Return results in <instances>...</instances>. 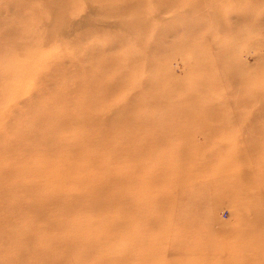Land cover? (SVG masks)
<instances>
[{
	"label": "rangeland",
	"instance_id": "obj_1",
	"mask_svg": "<svg viewBox=\"0 0 264 264\" xmlns=\"http://www.w3.org/2000/svg\"><path fill=\"white\" fill-rule=\"evenodd\" d=\"M63 2L64 9L50 11L46 0H0V81L5 95L0 102V264H70L69 256L77 264H97L98 259L116 264L112 251L118 247L123 264H264V240L256 248L246 247L251 233L264 235V0ZM137 18L139 25H128ZM11 24L17 28L18 45L5 40L4 29ZM52 30L55 34L45 44L44 36ZM133 57L153 62L154 69L142 75ZM37 69L40 73L21 77L24 70ZM89 71L100 77L97 95L106 104L98 118L118 120L116 131L123 128V120V138L101 139L98 132L77 130V108L52 102L55 90L83 83ZM119 77L129 86L147 79L150 83L143 90L137 84L125 89ZM28 83L33 97L15 99L19 85ZM36 113L54 117L40 120L23 139L19 130H30ZM79 122L81 127L83 120ZM50 131L46 143L37 140ZM73 144L84 154L80 156L86 159L77 161L85 162V168H65L58 162ZM103 154H122L124 159L111 186L114 200L100 209L98 198L104 195H94L89 182L104 176ZM4 170H10L11 178ZM77 172L87 179L76 181L71 176ZM170 184L190 204L174 229L163 215L155 221L158 194ZM82 196H98L96 206ZM122 214L127 229L122 222L119 231L114 223ZM94 236L100 240L94 242ZM104 241L108 244L101 246Z\"/></svg>",
	"mask_w": 264,
	"mask_h": 264
},
{
	"label": "bare ground",
	"instance_id": "obj_2",
	"mask_svg": "<svg viewBox=\"0 0 264 264\" xmlns=\"http://www.w3.org/2000/svg\"><path fill=\"white\" fill-rule=\"evenodd\" d=\"M10 1H8V3H9ZM31 4H32V2H31ZM36 5V4H35ZM46 6H47V8L50 10V11H52L53 9H54V7H55V9H56V7L58 8V9H64V2H63V0H46V4H45ZM31 6V5H30ZM11 8V7H10ZM29 8V7H28ZM37 8H39V7H37ZM54 9V10H55ZM27 10H29V9H27ZM53 10V11H54ZM39 11H41V10H39ZM38 16V15H37ZM255 20V19H254ZM139 22H142L141 21V18H137V19H135L134 21H131L128 25L129 26H132V27H136L137 25H139ZM58 23V22H57ZM59 25H62L61 23L59 24ZM53 31L54 30H52V31H50L51 33H48L46 36H44L45 37V39L46 40H44V43L45 44H47L51 39H52V36L55 34V33H53ZM18 32H17V28H15V26H13L12 24L9 26V27H7V28H5L4 29V34H5V36H6V42H14V44H16V45H18V44H20V43H17L16 41H15V39L14 38H16L15 37V35L17 34ZM30 35V34H29ZM26 39H27V37H26ZM77 41V40H76ZM6 42H5V44H6ZM75 45V44H74ZM24 47V46H23ZM22 47V48H23ZM58 48V47H57ZM24 49V48H23ZM26 49V48H25ZM46 49V48H45ZM51 49V48H50ZM59 49V48H58ZM77 49H79V48H77ZM70 50V49H69ZM73 50H75V49H73ZM20 51V50H19ZM19 51H17L18 53H19ZM52 51H55V50H52ZM60 51V50H59ZM69 52H71V51H69ZM74 52V51H73ZM34 53H37V52H33V54ZM38 54V53H37ZM37 54L35 55L36 57H37ZM46 54V53H45ZM77 54V53H76ZM84 54V53H83ZM84 55H86V54H84ZM38 56H40L39 54H38ZM42 56V55H41ZM55 56V55H54ZM67 56V55H66ZM77 56H79V55H77ZM50 57V56H49ZM61 58V57H60ZM34 59H35V57H34ZM50 59V58H49ZM77 59V58H76ZM80 60V59H79ZM78 60V61H79ZM87 61H89V59H85V63L88 65V67H90L91 65H89V63H87ZM133 61H134V66H136V67H138V69H139V71H140V73H142V75H145V73H149V72H151L153 69H154V63L153 62H149L148 64H147V62L146 61H144L143 59H141L140 57H138V58H135V57H133ZM22 62V61H21ZM32 62V61H31ZM55 63V62H54ZM58 63H59V61H58ZM61 63V62H60ZM150 63H153V64H150ZM57 64V63H56ZM150 64V65H149ZM15 67V66H14ZM13 67V68H14ZM44 67H46V66H44ZM67 67V66H66ZM86 67V66H85ZM123 67H126V65L125 66H123ZM10 68V67H9ZM40 68V67H39ZM38 68V69H39ZM71 67H69L68 69H70ZM87 68V67H86ZM229 68V66L227 65L226 66V69H228ZM38 69L35 71H26V70H24L23 71V73H21V77H24L25 78V76H27V75H29V74H32L33 72H39L40 73V70L38 71ZM42 69H44V68H42ZM2 70V68L0 67V71ZM5 70V69H4ZM99 71V70H98ZM3 72V71H2ZM57 72V71H56ZM68 72V71H67ZM4 74H5V72H3ZM23 74V75H22ZM70 74V73H69ZM33 76V75H32ZM35 76V75H34ZM93 76V77H92ZM28 78H30V77H28ZM89 78H92V79H90V81H89ZM34 78H30V80H33ZM60 79L62 80V78L60 77ZM83 79H85V81L83 82V83H79V84H76L75 86H71L70 88H68V89H71V90H69L68 91V89L66 88V87H64L63 89L64 90H62V89H58V90H55L54 92V97H53V100H52V102H56V103H63L62 104V106H63V108L65 107H67V106H69V105H74L76 108H77V115H76V120H77V122H75V126H73L74 128H76L77 127V130H80V129H83V131H85V132H87V131H89V130H92V132H98L99 134H100V136H101V139H103V138H106V137H109V138H115V137H118V138H123L124 137V128H125V122L122 120V121H120V123H119V125H123V128L122 129H120L119 131H116L117 129H116V127H115V124L118 122V120H116V119H111V120H105V121H101L99 118H98V112H100V108H105V105L106 104H104V102H102L100 99H99V97H98V95H97V92H98V90L99 89H101V88H99V85H98V80L100 79V77L99 76H97L96 75V72L95 71H89V73H84V75H83ZM4 80H6V78H4ZM29 80V79H28ZM72 80V79H71ZM14 81H16V80H14ZM17 82H19V81H17ZM17 82H16V84H17ZM22 82V81H21ZM21 82H19V83H21ZM23 82H24V80H23ZM118 82H123V87L125 88V89H131V87H133V86H135L136 84H137V86L139 85L140 87H141V90H143L144 89V87H146V85L148 86L149 84L148 83H150V79H147L146 81H144V82H138V81H134L135 83H133L132 84V86H129V85H131V83L130 82H128L127 83V80H122V78H120L119 77V80H118ZM6 84H7V82H5ZM59 83H61V82H59ZM9 84V83H8ZM11 84V83H10ZM12 84H15V83H12ZM29 84V83H28ZM83 85V88L81 89V86ZM10 87H11V85H10ZM32 86L29 84V85H27V84H21V85H19V87H18V90H16L17 92V96H15V95H13V96H15V97H17V98H15V99H24V101L27 99V100H30L32 97H33V95L34 94H32L33 93V88H31ZM2 89V85H1V81H0V90ZM43 89V88H42ZM57 89V88H56ZM112 89V88H111ZM85 91L86 92V95H83L82 94V91ZM1 92H2V94L0 95V102H3L4 100H5V95H4V91H3V89L1 90ZM11 92V91H10ZM70 92H71V94H70ZM12 94H13V92H12ZM12 96V95H11ZM72 96H76V98L74 99V98H70V97H72ZM82 97H85L84 98V100H83V103H82ZM121 97V96H120ZM119 97V98H120ZM14 99V100H15ZM109 99V98H108ZM122 99H123V97H122ZM121 99V100H122ZM151 100H153L154 101V99H151ZM10 102V101H9ZM129 102H130V100H128V101H126V102H124V104H123V109H125L128 105H129ZM12 104H13V102H12ZM68 104V105H67ZM8 105V104H7ZM5 106V105H4ZM3 106V107H4ZM122 109V110H123ZM122 112V111H121ZM2 115H3V112L1 113ZM56 116H59V115H57L56 114ZM54 116L52 115V114H43V113H36V115H35V117H34V119H32V122L30 123V125H31V127L29 128L30 130H28V129H20L19 130V135L21 136V134H22V138H23V135L25 134V132L26 131H33L34 130V128H35V126L36 125H39L38 123H40V120H48V119H51V118H53ZM63 119V118H62ZM81 119L83 120V125L80 127V122L79 121H81ZM6 120H9V118H8V116L6 117ZM62 121V120H61ZM60 122V121H59ZM58 122V123H59ZM64 126V125H63ZM120 127V126H119ZM7 128V127H6ZM23 132V133H22ZM80 133H81V131H80ZM117 133H119V135H117ZM7 134V133H6ZM77 135H79V133H76ZM76 134L74 135V136H76ZM83 134H85V133H83ZM93 134V133H92ZM121 134H124V135H122V136H120ZM50 135H51V131L50 132H48V133H46V134H44L43 136H41V137H35V138H37V140L40 142V143H46L47 141H48V139H49V137H50ZM82 136V135H81ZM84 136V135H83ZM82 136V137H83ZM88 136V135H87ZM87 136H84V137H87ZM93 136H95L94 134H93ZM79 138H80V136H79ZM88 138V137H87ZM24 139V138H23ZM83 139V138H82ZM81 139V140H82ZM33 140V139H32ZM124 140V139H123ZM89 141V140H88ZM8 142V141H7ZM91 142V141H90ZM3 143H5V142H3ZM39 143V144H40ZM61 144H62V142H61ZM77 144V143H76ZM103 144H105V143H103ZM63 145V144H62ZM92 145V144H91ZM94 145V144H93ZM10 146H11V144H10ZM101 146V145H100ZM124 146V144H121V147H123ZM9 147V146H8ZM87 147H90V145H88ZM124 147H126V146H124ZM123 147V148H124ZM61 149V148H60ZM80 148H79V146H76L75 144H73V147L70 149V150H72V151H70V153H69V155H65V152H63V155L60 157V158H62V159H59L58 160V162L61 164V167H65L66 168V166L67 167H70V168H75V169H77L78 170V167H82V168H85V162H81V161H77L78 160V158L81 160V159H83L84 157H82V156H84V154H81L80 152V150H79ZM30 150H33V148H31ZM14 152V151H13ZM84 153V152H83ZM19 154V153H18ZM86 154V153H85ZM80 155H82V156H80ZM90 156L91 154H87V155H85V156ZM94 155V154H93ZM49 156V158H50V155H48ZM68 156V157H67ZM19 157V156H18ZM66 157H67V159H66ZM120 159H119V158ZM90 158V157H89ZM102 158H103V161H102V167L104 166V168H101V172H103L104 173V176H101L100 177V180L98 181V180H90V191H93L92 193H94V195H95V192L97 191L98 192V194H103L104 195V197H102V199L100 200L99 198H98V196H95V197H92V198H85V197H81V200H83V199H87V201H89L91 204H93L94 206H96V203H97V198H98V200L100 201V203L99 204H101V205H99V207H101L100 209H103V208H107L106 206V204H108V203H110V201L113 199V191L111 190V186H113V183H115V180L117 179L116 177L118 176V173H119V171H118V169H116L117 167L118 168H120L121 166H120V164L119 165H117L119 162H120V160H122V159H124V155H122V154H116V155H111V154H103V156H102ZM117 158V159H116ZM84 159H86V158H84ZM28 162H31V161H28ZM48 162V161H47ZM12 164V163H11ZM45 164V165H44ZM111 164V165H110ZM43 165L44 166H46V161H43ZM87 165V164H86ZM12 166V165H11ZM1 167V166H0ZM9 168V167H8ZM43 169H39V171H42ZM62 170V169H61ZM38 171V172H39ZM44 171V170H43ZM60 171V170H59ZM121 172H122V170H120ZM158 171V170H157ZM4 173H6V170H4L3 171ZM1 173V172H0ZM7 173H10V175H11V172H10V170L9 171H7ZM6 173V174H7ZM248 173V172H247ZM38 174H41V173H38ZM43 174L44 175H46L44 178L46 179V177H47V174H46V172H43ZM42 174V175H43ZM60 174V173H59ZM176 174H177V170H176V172L174 173V175H171L172 177L171 178H174L175 176H176ZM42 175H40V176H42ZM57 175V174H56ZM120 175V174H119ZM12 176H13V174H12ZM60 176V175H59ZM157 176V177H156ZM246 176H247V174H246ZM245 176V177H246ZM13 177H16V176H13ZM27 177V176H26ZM39 177V175L37 176V178ZM71 177H74L75 179H77L76 181H84L85 179H87V177L85 178L83 175H82V173L81 174H79L78 172H77V174L76 173H74ZM119 177H121V176H119ZM155 177L156 178H158V174L157 175H155ZM244 177V178H245ZM8 178H11V177H9V174H7V179ZM43 178V177H42ZM42 178H38V179H42ZM43 178V179H44ZM48 178V177H47ZM55 178H57L56 176L53 178V180H56ZM60 178H64V177H62V176H60ZM161 177H159V179H160ZM243 178V180L245 181V179ZM101 179H103V180H101ZM158 179V180H159ZM17 181H20V179H18ZM56 181H58V180H56ZM114 181V182H113ZM23 182H25V181H23ZM39 182H42V181H39ZM48 182V181H47ZM46 182V183H47ZM19 182H17V184H18ZM26 183V182H25ZM39 184V183H38ZM116 184H117V182H116ZM244 184V183H243ZM258 184V183H257ZM19 185V184H18ZM27 185V184H26ZM30 185V184H29ZM32 186H33V184H31ZM60 185H62L61 184V182H60ZM20 186V185H19ZM40 186V185H39ZM39 186H38V188H39ZM63 186V185H62ZM67 186V185H66ZM20 187H22V186H20ZM24 187H28V185L27 186H24ZM2 188V187H1ZM11 188H14V187H11ZM158 187H156V189H157ZM5 189V188H4ZM59 189H65V187L64 188H60L59 187ZM12 190V189H11ZM23 189H21L20 191H22ZM66 190V189H65ZM31 191V190H30ZM39 191V190H38ZM50 191H52V190H50ZM73 191H75V190H73ZM90 191L89 192H84L85 194L86 193H89L90 194ZM160 191V190H159ZM176 186L174 185V184H170V185H168L167 187H166V189L163 191V192H161V194H158L159 196H158V198H157V200H156V202H155V206H158L156 209H158L159 208V211L161 212H159V214H157L158 216L157 217H155V221H160V215H163L164 217H163V219H164V222H166V220H168V221H170V222H172V226H171V228L172 229H174V227H176L175 225H176V223H180L179 221V219H181L183 216H184V213H186L187 212V209L189 208V203H185V202H182V200L179 198V196H178V192L176 193ZM3 192V191H2ZM8 192H9V190H8ZM22 192H25V191H22ZM40 192V191H39ZM69 192V191H68ZM71 192H72V190H71ZM26 193V192H25ZM76 193V192H75ZM5 194V193H4ZM6 194H8V193H6ZM37 194V193H36ZM73 194H74V192H73ZM77 194V193H76ZM88 194V195H89ZM10 195V194H9ZM8 195V196H9ZM26 195H29V192L26 194ZM31 195L32 196H34L33 198H35V197H37V196H35V194L33 195L32 193H31ZM77 195H79V194H77ZM88 195H85L86 197L88 196ZM121 195V194H120ZM5 196V195H4ZM7 196V197H8ZM20 196H23V195H20ZM20 196H18V197H20ZM59 196H61V195H59ZM58 196V197H59ZM76 196V195H75ZM75 196H73L72 197V199L73 198H75ZM90 196V195H89ZM254 196H256L255 194H254ZM1 197V196H0ZM14 197V196H13ZM12 197V198H13ZM41 197V196H40ZM57 197V198H58ZM62 198H64L63 196H61ZM80 196H78V198H79ZM2 198H4V197H2ZM10 198V197H9ZM38 198V197H37ZM36 198V199H37ZM61 198V199H62ZM258 199H259V197H257ZM1 199V198H0ZM8 199V198H7ZM15 199L17 200L18 198L17 197H15ZM14 198H13V200H15ZM80 199V198H79ZM20 200V199H19ZM42 200H43V197H42ZM56 201H57V199H55ZM63 200V199H62ZM78 200V199H77ZM114 200V199H113ZM257 200V199H256ZM37 201V200H36ZM36 201H35V203H36ZM44 201V200H43ZM55 201V202H56ZM261 201V200H260ZM20 202H21V200H20ZM52 202H54V200L52 201ZM58 202H59V200H58ZM13 203H15V202H13ZM12 203V204H13ZM24 202H22V204H23ZM49 203V202H48ZM60 203V202H59ZM65 203V202H64ZM69 203V202H68ZM261 203H263V202H261ZM8 204H9V202H8ZM17 204V203H16ZM44 204H47L46 202L44 203ZM57 204V203H56ZM55 204V205H56ZM255 204V203H254ZM2 205V204H1ZM21 205V204H20ZM32 205V204H31ZM60 205V204H59ZM58 205V206H59ZM72 205V204H71ZM117 205V204H116ZM6 206V205H5ZM15 206V205H14ZM27 206V205H26ZM25 206V207H26ZM42 206H43V203H42ZM65 206H66V204H65ZM254 206H256L257 207V205H254ZM253 205H252V207L253 208H255L256 209V207H254ZM263 206V205H262ZM16 207V206H15ZM32 207V206H31ZM37 207H38V205H37ZM41 207V206H40ZM45 207V206H44ZM62 207V206H61ZM251 207V206H250ZM8 208H10V207H8ZM20 208H22L21 206H20ZM29 208V207H28ZM56 208V207H55ZM63 208V207H62ZM72 208V207H71ZM16 209V208H15ZM19 209V208H18ZM33 209V208H32ZM37 209V208H36ZM66 209H67V207H66ZM99 209V210H100ZM259 209V208H258ZM257 209V210H258ZM4 210V209H3ZM37 210H39V208L37 209ZM46 210V209H45ZM48 210V209H47ZM46 210V211H47ZM50 210V209H49ZM260 210V209H259ZM7 211V210H6ZM16 211V210H15ZM22 211V210H21ZM32 210H30V212H31ZM33 211H36V210H34L33 209ZM45 211V212H46ZM51 211V210H50ZM7 212H10V211H7ZM37 212V211H36ZM40 212H42V210H40ZM44 212V211H43ZM51 212H53V210L51 211ZM60 212V211H59ZM58 212V213H59ZM66 213H68V212H66ZM34 214V216H35V214H37V213H33ZM46 214V213H45ZM258 214H260L259 212H258ZM38 215V214H37ZM47 215V214H46ZM70 215V214H69ZM19 216V215H18ZM38 216H40V215H38ZM37 216V217H38ZM45 216V215H44ZM50 215H48V217H49ZM214 216V215H213ZM6 217H8L7 215H6ZM23 217V216H22ZM21 217V218H22ZM12 218V217H11ZM11 218H9V219H11ZM19 218V217H18ZM36 218V217H35ZM108 218V217H107ZM124 218L125 219H127V217H124V214H122V215H120L119 216V218H118V221L117 222H115L114 223V225H116L117 227H119V231H121L120 230V226H121V224H122V222H123V220H124ZM213 218V217H212ZM44 219H45V217H44ZM43 219V220H44ZM49 219H51V218H49ZM59 219V218H58ZM57 219V220H58ZM25 220V219H24ZM45 220H47V217H46V219ZM54 220V219H53ZM104 220H105V218H104ZM26 221H27V219H26ZM162 221V220H161ZM15 222H18V221H15ZM125 222H126V220H125ZM9 223V222H8ZM11 223V222H10ZM62 223V222H61ZM124 223V222H123ZM13 223H11V225H12ZM19 224V223H18ZM56 224V223H55ZM55 224H53V225H55ZM14 225V224H13ZM17 227H18V225H16ZM58 226V225H57ZM75 226V225H74ZM124 227H125V223H124V225H123ZM127 226V225H126ZM14 227H15V225H14ZM70 227V226H69ZM72 227V226H71ZM105 227V226H104ZM108 227V229L110 228L109 226H107ZM111 227H112V225H111ZM124 227H122V230L124 229ZM31 228V227H30ZM63 228V227H62ZM126 229H127V227H125ZM54 229H55V227H54ZM60 229V228H59ZM66 229V228H65ZM65 229H63V230H65ZM68 229H70V228H68ZM85 228H83V230H84ZM93 229V228H92ZM95 229V228H94ZM102 229H103V227H102ZM19 230H20V228H19ZM23 230V229H22ZM21 230V231H22ZM25 231H26V229H24ZM32 230V229H31ZM31 230H30V232H31ZM82 230V231H83ZM13 231H15L16 232V230H13ZM47 231V230H46ZM106 232H107V230H105ZM127 231V230H126ZM27 232V231H26ZM26 232H24V233H26ZM48 232V231H47ZM46 232V233H47ZM100 232H103V230L102 231H100ZM115 232H117V231H115ZM125 232V231H124ZM124 232H121V233H124ZM240 232V231H239ZM33 233V232H32ZM37 233V232H36ZM82 233V232H81ZM87 233V232H86ZM86 233H83L82 234V236H84ZM89 233V232H88ZM108 233V232H107ZM112 234L114 233V232H111ZM118 233H120V232H118ZM253 233H255V232H253ZM253 233H251L252 235L248 238V241H247V244H246V247H248V248H253V247H257L258 245H262V242H263V240H264V235L263 234H261V233H259V232H256V234H253ZM23 234V233H22ZM27 234H28V232H27ZM50 233H48V235H49ZM125 234H127V233H125ZM125 234H124V236H125ZM238 234V233H237ZM1 235H2V233H1ZM18 235V234H17ZM29 235V234H28ZM28 235H24L26 238L28 237ZM33 235V234H32ZM45 235V234H44ZM53 235V234H52ZM89 235V234H88ZM123 235V234H122ZM121 235V236H122ZM22 236V235H21ZM23 236V237H24ZM38 236H40V235H38ZM103 236H105V235H102V238H104ZM243 236H245L244 234H243ZM243 236H240V237H238V239L239 240H241L242 239V237ZM10 237V236H9ZM11 237H14V236H11ZM24 237V238H25ZM95 237V236H94ZM106 237V236H105ZM116 237H119V235L117 234L116 235ZM248 237V236H247ZM29 239H30V237H28ZM36 238H38V237H36ZM61 238V237H60ZM83 238H85V237H83ZM82 238V239H83ZM101 238V239H102ZM110 238H113V237H110ZM121 238V237H120ZM241 238V239H240ZM244 238V237H243ZM40 239V238H39ZM82 239H80V240H82ZM105 239V238H104ZM104 239H102V240H104ZM123 239V238H122ZM238 239H237V241H238ZM8 240V239H7ZM10 240H12V239H10ZM46 241H47V239H45ZM100 240V237L98 238V241ZM105 240H107V239H105ZM110 240V239H109ZM119 239H116V241H117V243L118 242H120V241H118ZM123 240H126V238H124ZM246 240V239H245ZM37 241V240H36ZM49 241V240H48ZM52 241L54 242V240L52 239ZM56 242H58L57 240H55ZM98 241H96V237H95V240H94V242H98ZM108 241V240H107ZM111 241V240H110ZM110 241H109V244H111L110 243ZM127 241V240H126ZM236 241V242H237ZM3 242V241H2ZM6 242V241H5ZM11 242V241H10ZM12 242H13V240H12ZM11 242V243H12ZM30 242V241H29ZM40 242V241H39ZM38 242V243H39ZM81 242V241H80ZM102 242V241H101ZM105 242L106 241H104V243L103 244H100L101 246H104V244H105ZM33 243V242H32ZM49 243H50V241H49ZM117 243H116V247L117 246H119V245H117ZM127 243V242H126ZM125 242H123V244L124 245H126L127 246V244H126ZM239 243V242H238ZM35 244V243H34ZM34 244H32V245H34ZM40 244V243H39ZM42 244V243H41ZM106 244H108V242L106 243ZM105 244V245H106ZM240 244H241V242H240ZM16 245V244H15ZM32 245H30V246H32ZM51 245V244H50ZM57 246V245H56ZM59 246V245H58ZM100 246V247H101ZM112 246H114L115 247V245H112ZM120 246H121V244H120ZM35 246H33V248H34ZM114 247H112V248H114ZM115 247V248H116ZM123 247V246H122ZM32 248V249H33ZM39 248V247H38ZM59 248V247H58ZM126 248V247H125ZM31 249V248H30ZM35 249V248H34ZM36 249H37V246H36ZM48 249V248H47ZM67 249H68V247H67ZM106 250H108V249H106ZM118 250L119 251H121V249L118 247ZM118 250L117 251H115V249H114V251H112V252H116L117 254H121L120 252H118ZM245 250V249H244ZM250 250V249H249ZM33 251V250H32ZM36 251H38V249L37 250H35V252ZM70 251V250H69ZM104 251V250H103ZM251 251V250H250ZM60 252V251H59ZM71 252H73V251H71ZM122 252V251H121ZM124 253H127V251L125 252V251H123ZM24 253H25V251H24ZM67 253V252H66ZM65 253V254H66ZM70 253V252H69ZM107 253V252H106ZM36 253H34V251H33V256L35 255ZM115 255L116 256V264H123L122 263V260L124 259V257H122V256H118V255ZM19 255V254H18ZM48 255H50V254H48ZM58 255V254H57ZM23 256H25V254L23 255ZM22 256V257H23ZM124 256V255H123ZM70 257V256H69ZM68 257V261L69 262H71L70 264H77L78 262L76 261V260H74L73 258H69ZM125 257H126V254H125ZM253 257V256H252ZM9 258V257H8ZM29 258V257H28ZM28 258H24L23 259V261L24 260H28ZM49 257H47L46 259H48ZM63 258V257H62ZM10 259V258H9ZM63 260V259H62ZM6 261H8V259L6 260ZM10 261H14L13 259L12 260H10ZM30 261H31V259H30ZM61 261V260H60ZM64 261V260H63ZM65 261H66V257H65ZM98 262H97V264H102V263H106L105 262V260L104 259H98L97 260ZM29 262V261H28ZM46 262V261H45ZM79 262H80V260H79ZM22 262H20V264H21ZM59 263V262H58ZM57 263V264H58ZM61 263H64V262H61ZM60 263V264H61ZM67 263V262H66ZM27 264V263H26ZM46 264V263H45ZM224 264H226V263H224Z\"/></svg>",
	"mask_w": 264,
	"mask_h": 264
}]
</instances>
